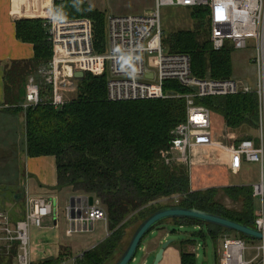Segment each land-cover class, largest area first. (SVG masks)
I'll return each instance as SVG.
<instances>
[{
	"label": "trees",
	"instance_id": "1",
	"mask_svg": "<svg viewBox=\"0 0 264 264\" xmlns=\"http://www.w3.org/2000/svg\"><path fill=\"white\" fill-rule=\"evenodd\" d=\"M188 11L195 22L194 28L174 32L164 28L163 45L170 53L190 56L193 74L198 78H232L234 50L228 45L219 52L214 51L207 12L200 8ZM54 16L57 20H91L96 52L105 53L104 13L92 9L85 0H66L55 4ZM45 25L44 20L17 23L18 39L32 44L35 55L28 62L15 63L8 71L7 83L12 87L8 86V95L17 91L18 96L10 101L13 108L7 112L23 113L24 116L23 150L18 159L23 158V153L30 158L55 157L58 182L55 190L69 189L74 194L94 197L107 212L111 236L97 248L85 252L79 264H109L110 258L122 251L119 244L125 236V228L134 222L140 225L162 208L175 206L172 204L174 198H179L176 206L197 209L253 227L256 211L251 186L211 188L221 186L218 179L212 177V167H195L190 176L186 167L165 163L162 154L170 149L171 133L186 120L185 99L111 103L107 101V74H86L77 79V96L65 100L60 108L39 105L24 112L20 106L25 101L28 77L35 75L40 66L53 58V46L48 41ZM170 90L180 94L191 92L176 82H167L165 91ZM197 103L210 108L213 116L222 118L231 134L243 133V138L238 141L251 137L252 131L257 132L259 101L254 94L206 98ZM197 171L206 173L204 177H196ZM18 172L20 174V167ZM22 182L21 179L15 185L1 187L4 191L0 188V196L1 191L9 192L12 201L21 203L24 200ZM204 184L212 185L205 189ZM220 193L240 203L242 208L228 209L221 202ZM20 194L21 198L16 201L15 196ZM3 195L6 197L0 204L7 201V194ZM164 200L169 201L162 202ZM3 205L0 210L5 209ZM172 221L180 227L186 224L206 227L214 240L223 231H228L190 220ZM204 234L202 231L198 235ZM176 244L181 264H197V258L190 250L193 241ZM15 255L16 251H13L1 259L0 264H13ZM59 263L48 260L34 264ZM111 264L115 263L112 261Z\"/></svg>",
	"mask_w": 264,
	"mask_h": 264
},
{
	"label": "built area",
	"instance_id": "2",
	"mask_svg": "<svg viewBox=\"0 0 264 264\" xmlns=\"http://www.w3.org/2000/svg\"><path fill=\"white\" fill-rule=\"evenodd\" d=\"M64 1L51 0V4L55 7L56 3ZM165 7L205 10L211 44L216 52L228 45L234 52L248 50L253 45L255 56L251 61L256 69L255 85L247 79L196 77L190 56L170 53L163 45ZM52 11L45 26L48 41L53 46V58L28 77L25 101L20 106L24 112L39 105L63 106L65 98L61 89L77 84V72L93 76L107 74V101L111 103L185 99L186 120L171 133L170 149L162 154L165 163L184 166L191 176L193 168L208 163L203 159L196 161V153L217 149L229 156L225 166L231 173L242 172L247 164H258L260 180L251 187L253 200H260V208L256 211L253 228L264 234V0H154L153 6L144 13L106 19L107 48L103 54L96 52L91 20H57L54 8ZM167 82H176L191 92H166ZM248 94L256 95L259 101L255 136L229 143L230 135L225 126L226 135L222 138L227 143L219 142L213 131L211 109L197 102ZM22 194L24 219L14 223L8 211L0 210V247L9 255L16 246V264H34L30 232L32 228L41 229L44 220L54 214V200L32 196L27 183ZM83 199H72L67 205L64 215L69 226L84 222L93 225L103 222L109 226L107 212L97 204L84 205ZM173 202L178 204L179 198H174ZM83 212L85 218L81 215ZM111 234L110 231L108 238ZM260 242L262 244L256 247L257 256L247 261L245 242L241 238L225 237L219 264H254L258 260V264H264V239ZM192 253L198 258L196 248ZM78 259L71 261L76 264Z\"/></svg>",
	"mask_w": 264,
	"mask_h": 264
},
{
	"label": "rangeland",
	"instance_id": "3",
	"mask_svg": "<svg viewBox=\"0 0 264 264\" xmlns=\"http://www.w3.org/2000/svg\"><path fill=\"white\" fill-rule=\"evenodd\" d=\"M86 3L94 10L100 11L106 15V19L109 16L114 15H129V14H141L145 12V8H150L153 6L154 0H85ZM163 26L167 31L174 32L179 30H192L195 26V22L191 18V13L187 9H181V8H173V7H165L163 8ZM255 56L254 46L250 45L248 50L245 51H237L233 55V75L232 78L234 79H240V80H249L251 85H255L256 80V69L254 64L252 63V58ZM77 82V81H76ZM61 93L63 94V97L66 101L72 100L77 96V84L72 87L62 88ZM201 104V103H198ZM213 131L217 135V140L219 142H222L224 144L227 143V140L223 139L222 137L224 134L226 135L225 131V122L222 118L213 116ZM11 126L13 128V131L10 129V131L6 128V126ZM13 125V126H12ZM16 125V126H15ZM16 124H13V120H6L4 118L0 117V188L5 187L7 182H11L13 178L16 179L17 174V164L19 161V153L23 150V142H24V135H23V125L19 123L17 126ZM15 131V132H14ZM230 135L229 143H232L233 141H238L239 139L243 138L244 134L239 132L236 135L231 134V131L228 129ZM14 132V134H12ZM16 132H18V135H16ZM252 136H255V132L250 133ZM250 135V136H251ZM13 144V146H12ZM209 152V154H215V151L217 150H206ZM206 151H202L201 153H206ZM219 150L217 151V153ZM200 158V157H199ZM20 162V161H19ZM200 167H212V177H216L221 183V186H213L211 188H225V187H232V186H252L255 183L259 182L260 180V166L258 164H247L244 167V170L239 173H231L228 170H225L222 164L217 163H207L206 165L202 166H196V168ZM206 171L198 172L195 174L197 177H201V175L204 177V174ZM217 181V182H218ZM212 185V184H210ZM208 184H204L203 187L210 186ZM202 187V188H203ZM3 189V188H1ZM206 189V188H205ZM221 190V189H220ZM4 191V189H3ZM1 194H7V201L6 203H9L13 200V197L11 196V193L2 192ZM224 193H220V199L221 202L230 210H239L242 208V205L240 203H235L233 200H231L227 196H222ZM71 195H74V193L69 189H64L62 191H58L57 196L59 198L58 205L55 206L57 208V211L59 213V221L60 226L56 227L55 223L52 222V224L49 225L47 229H44L45 232L48 233V236L50 239L55 237L56 235H59L61 237L62 242L67 243L68 245L72 244L74 251H84L86 248L94 244L98 239H102L106 236L105 230H104V223L97 225V233L95 238H89L88 235H70L72 233L69 232V229H67L66 225V219L64 215V209L67 198L70 199ZM73 197V196H72ZM1 200V199H0ZM172 204L176 205L175 202H172ZM260 208V200L254 199V209L255 211H258ZM57 213V214H58ZM63 224V226H62ZM45 226V225H44ZM139 226V222H134L127 228H125L124 233L125 236L123 240L120 242V246H124V249L118 254H116L115 257H111L110 259L113 261V263L118 261V259L122 256L124 251L126 250V247L124 245V240L128 235H130V232L136 230V228ZM55 229V230H52ZM162 228H166L168 231L169 239L175 240V242L179 243L184 240H190L193 241V248L197 249V264H202L204 262H207L208 264H219V258H220V250L222 248L223 241L225 240V237L229 238H241L245 244H246V252H245V259L247 261L253 260L257 256L256 247L260 246L262 242L258 240H254L251 238L244 237L243 235L238 234L237 232H231V231H223L222 234L218 237V239L214 240L212 239L208 232L206 227L196 226L192 224H186L184 226H178V225H172V224H166L163 225ZM43 230V229H41ZM41 230H36L37 233L40 234L42 232ZM204 232V236L198 235L201 232ZM32 232V229H31ZM30 232V238L31 241L34 239V237L31 235ZM68 234H67V233ZM158 236V233L157 235ZM152 236L148 235L144 241L142 242L141 249L139 250L136 262L133 264H141L143 257L145 256V253L143 251V246L146 244H149L152 240ZM79 252V251H78ZM12 258V257H11ZM156 258V256H155ZM155 258H151L149 261L153 264L155 261ZM7 260H12L10 258H6ZM112 261L109 263L111 264ZM13 264H16L15 257L12 260ZM258 261H255L254 264H258Z\"/></svg>",
	"mask_w": 264,
	"mask_h": 264
},
{
	"label": "crops",
	"instance_id": "4",
	"mask_svg": "<svg viewBox=\"0 0 264 264\" xmlns=\"http://www.w3.org/2000/svg\"><path fill=\"white\" fill-rule=\"evenodd\" d=\"M53 8L55 7L52 6L51 0H0V117L8 121L13 120V124H16L17 122L18 125L19 123L23 125L24 116L23 113L18 114L7 112L9 109L13 108V103L10 101L14 100L13 97L18 96L17 91H13V95H8L9 91L7 88L8 86L11 87V85H8L7 83L8 71L12 70V67L15 63L28 62L32 60L35 55L34 46L32 44L22 42L18 39L17 23L24 20H44L47 22L49 17L52 15ZM146 9L147 8H145L144 10ZM9 127L13 131V128L11 126H6V128L10 131ZM14 132H12V134H14ZM16 135H18V132H16ZM22 157L23 158H21L19 160L20 162L18 161L17 164V168L20 167V174L18 172V174L15 176L16 179L13 178L12 181L7 182V184L15 185L18 180L22 179V181H24L22 182V189L24 184L27 183L32 196L56 200V203L58 205V191L55 190L58 183L55 157L46 156L30 158L27 157V155L24 153ZM228 162L229 156L225 155V161L222 162V166L225 169H227L225 163ZM5 197L6 195H2L0 196V199H4ZM80 197L86 198V200H88L89 198L78 194L71 195V198H67L66 200L65 209L73 198ZM15 198L17 201L21 198V194L16 195ZM3 204H0V208H2L3 205V208H5L4 210L10 213L12 221L14 223L24 218V200L21 201V203L15 201L5 203L4 201ZM59 220V213L57 215L53 214L52 216H49L44 220L43 227L41 228L43 230L32 228L31 235L34 237V239L31 242L34 263L51 260L58 261L60 262L59 264H64L66 262H71L70 264H74V262H72L71 260L78 259V257H82L85 252L97 248L108 238V234L110 232L109 226L104 224L106 236L102 239H98L94 244L86 248L84 251L78 250V252L74 251L72 244L68 245L67 243L62 242L59 235H56L55 237L50 239L48 233L45 232L44 229H47L49 225L52 224V222L55 223L56 227L60 226L61 223ZM98 224L101 223H96L92 231H76L73 228L74 225L69 226L68 223L66 227L67 229H69V232L72 233L70 234L72 235V237L73 235H88L89 238H95ZM166 224L175 225L173 221H168L164 225ZM36 230H41L42 232H40L39 234ZM52 230L55 229L52 228ZM135 231H133L132 233L130 232V235H128L124 240V245L126 248L128 247ZM168 240V231L165 228L161 230L158 236L155 237V239H152L149 244L143 246L145 256L143 257L141 264H152L149 260L152 257L155 258L161 248V245ZM122 249H124L123 245ZM192 249L193 248L191 247V252ZM13 251H17L16 246L14 247L12 252ZM10 255L11 254L6 255L3 252V249L0 247V260ZM80 259L76 260L75 263L79 264ZM161 264H181L180 251L176 242L166 250L164 259Z\"/></svg>",
	"mask_w": 264,
	"mask_h": 264
},
{
	"label": "water",
	"instance_id": "5",
	"mask_svg": "<svg viewBox=\"0 0 264 264\" xmlns=\"http://www.w3.org/2000/svg\"><path fill=\"white\" fill-rule=\"evenodd\" d=\"M75 76L76 79H81L85 76V74L83 72H77ZM74 199L75 198H73V200ZM72 204H74V202ZM83 204L93 206L94 204L99 205V202L96 201L94 197H89L88 200H86V198L83 199ZM55 206H57L56 200H54V215H57V208ZM81 215H84V218L86 216L85 212H83ZM172 220L195 221L203 224L217 226L231 232H237L238 234L243 235L244 237L251 238L254 240L261 241L264 239V234H262L251 226H247L239 222L232 221L230 219L200 211L197 209H188L175 205L160 209L152 216H150L147 220L142 222L134 232L128 247L115 264L135 263L137 254L141 249V245L144 239L148 235H151L153 237L152 239H155V237H157L155 235H157V233L159 234L161 230L165 229L160 227V225ZM73 228L76 231H92L94 229V225L92 223L84 222L82 224H74ZM174 243L175 240L172 239H169L168 241L164 242L161 245V248L157 253L153 264H161L164 259L166 250ZM202 264L208 263L204 262Z\"/></svg>",
	"mask_w": 264,
	"mask_h": 264
},
{
	"label": "bare ground",
	"instance_id": "6",
	"mask_svg": "<svg viewBox=\"0 0 264 264\" xmlns=\"http://www.w3.org/2000/svg\"><path fill=\"white\" fill-rule=\"evenodd\" d=\"M211 150H217V149H211ZM202 151H206V150H201L198 152V154L196 153V161H201V159H203V161H206L208 163H217V162H224L225 161V153L222 151H219L217 153V151H215V154H209V152L206 151V153H201ZM200 153V154H199ZM200 157V158H199Z\"/></svg>",
	"mask_w": 264,
	"mask_h": 264
}]
</instances>
